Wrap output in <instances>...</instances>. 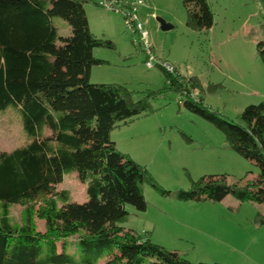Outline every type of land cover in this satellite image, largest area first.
<instances>
[{
    "label": "trees",
    "instance_id": "1",
    "mask_svg": "<svg viewBox=\"0 0 264 264\" xmlns=\"http://www.w3.org/2000/svg\"><path fill=\"white\" fill-rule=\"evenodd\" d=\"M89 0H0V111L14 107L28 143L0 152V264H194L176 251L154 244L147 234L119 227L126 205L145 211L144 184L163 195L145 168L116 149L109 133L149 109L133 101L125 86L93 84L95 48L113 44L90 33L84 11ZM186 26L206 32L213 17L205 0H185ZM61 18L70 36L59 37L51 18ZM60 44V45H59ZM169 87L188 96L186 107L220 130L228 146L253 162L258 175L243 184L207 176L176 194L179 201L264 203V104L248 105L240 123L226 121L192 99L201 91L196 77L162 70ZM76 173L86 201H69L57 191ZM22 207L15 224L9 208ZM44 222L43 233L34 220ZM255 223L264 226V216ZM72 240L74 252L63 243ZM62 243V252L57 244ZM206 264V263H197Z\"/></svg>",
    "mask_w": 264,
    "mask_h": 264
},
{
    "label": "rangeland",
    "instance_id": "2",
    "mask_svg": "<svg viewBox=\"0 0 264 264\" xmlns=\"http://www.w3.org/2000/svg\"><path fill=\"white\" fill-rule=\"evenodd\" d=\"M138 18L148 32L155 56L169 63L184 78L196 77L202 106L226 121L240 123L248 105L264 104V0H205L213 17L206 32L186 26L185 0H144ZM91 34L113 48H95L102 61L92 66L90 83L125 86L133 101L147 99L149 111L109 133L116 149L146 169L163 195L142 186L145 211L126 205L119 227L140 234L168 251L194 263L264 264V203H242L228 196L221 202L179 201L202 177L225 176L228 184L255 178L259 168L234 152L215 125L188 109L190 98L169 87L161 67L147 69L138 35L127 28L120 13L85 3ZM171 29L162 31L156 19ZM51 23L59 37L70 36L69 26L58 17ZM60 45V44H59ZM28 138L14 107L0 111V152L23 147ZM57 191H67L69 201H86L85 185L76 173L63 177ZM15 224L22 223V207L9 208ZM43 233L44 222L35 218ZM74 252L72 240L63 243ZM62 252V243L57 244Z\"/></svg>",
    "mask_w": 264,
    "mask_h": 264
},
{
    "label": "built area",
    "instance_id": "3",
    "mask_svg": "<svg viewBox=\"0 0 264 264\" xmlns=\"http://www.w3.org/2000/svg\"><path fill=\"white\" fill-rule=\"evenodd\" d=\"M104 9L120 13L125 21L127 28L132 34L138 35V44L141 47V52L145 56V66L147 69L153 68L155 65L161 67L162 70L170 75L175 73V68L169 63L158 59L148 42V32L144 29L143 23L138 18V9L145 5L144 0H89ZM197 92L191 94L192 99H196Z\"/></svg>",
    "mask_w": 264,
    "mask_h": 264
},
{
    "label": "water",
    "instance_id": "4",
    "mask_svg": "<svg viewBox=\"0 0 264 264\" xmlns=\"http://www.w3.org/2000/svg\"><path fill=\"white\" fill-rule=\"evenodd\" d=\"M156 21L158 22L160 29L162 31H167V30L171 29V26L166 24L162 19L157 18Z\"/></svg>",
    "mask_w": 264,
    "mask_h": 264
},
{
    "label": "crops",
    "instance_id": "5",
    "mask_svg": "<svg viewBox=\"0 0 264 264\" xmlns=\"http://www.w3.org/2000/svg\"><path fill=\"white\" fill-rule=\"evenodd\" d=\"M89 78H90V76H89ZM72 202V201H71Z\"/></svg>",
    "mask_w": 264,
    "mask_h": 264
}]
</instances>
